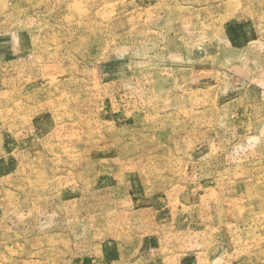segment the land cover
Here are the masks:
<instances>
[{
	"label": "rangeland",
	"instance_id": "1",
	"mask_svg": "<svg viewBox=\"0 0 264 264\" xmlns=\"http://www.w3.org/2000/svg\"><path fill=\"white\" fill-rule=\"evenodd\" d=\"M87 256L264 264V0H0V264Z\"/></svg>",
	"mask_w": 264,
	"mask_h": 264
},
{
	"label": "crops",
	"instance_id": "2",
	"mask_svg": "<svg viewBox=\"0 0 264 264\" xmlns=\"http://www.w3.org/2000/svg\"><path fill=\"white\" fill-rule=\"evenodd\" d=\"M154 239H155V241H158V238L150 237L149 238V243H151ZM158 247H160V241H159ZM162 262L163 263L165 262L164 259H162ZM100 263L103 264V263H106V261H100ZM79 264H99V260H96L92 256H87V257L82 258V260L80 261Z\"/></svg>",
	"mask_w": 264,
	"mask_h": 264
}]
</instances>
